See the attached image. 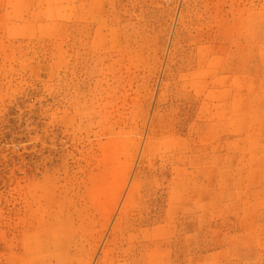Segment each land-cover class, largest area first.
<instances>
[{
    "label": "rangeland",
    "instance_id": "rangeland-1",
    "mask_svg": "<svg viewBox=\"0 0 264 264\" xmlns=\"http://www.w3.org/2000/svg\"><path fill=\"white\" fill-rule=\"evenodd\" d=\"M0 264H264V0H0Z\"/></svg>",
    "mask_w": 264,
    "mask_h": 264
}]
</instances>
